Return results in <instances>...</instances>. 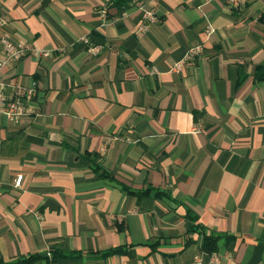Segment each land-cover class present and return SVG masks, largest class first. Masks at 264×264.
Here are the masks:
<instances>
[{
	"label": "crops",
	"instance_id": "obj_1",
	"mask_svg": "<svg viewBox=\"0 0 264 264\" xmlns=\"http://www.w3.org/2000/svg\"><path fill=\"white\" fill-rule=\"evenodd\" d=\"M0 17L34 49L0 72L34 89L19 121L0 113L1 264H264V0Z\"/></svg>",
	"mask_w": 264,
	"mask_h": 264
},
{
	"label": "built area",
	"instance_id": "obj_2",
	"mask_svg": "<svg viewBox=\"0 0 264 264\" xmlns=\"http://www.w3.org/2000/svg\"><path fill=\"white\" fill-rule=\"evenodd\" d=\"M231 5L237 6L241 3V0H230ZM144 17L149 22L158 20V16L154 11H146ZM6 21L0 17V47L2 53H0V72L11 62L17 61L24 57L28 52L34 49L23 41H18L10 37L8 32L5 30L4 25ZM147 25H144L146 27ZM94 53L97 48L93 49ZM202 51L201 45L193 46L186 59L188 60L193 55H197ZM42 54L48 55L49 53L43 52ZM183 62H179L176 66V70L182 69ZM33 88H25L17 85L12 91H8L7 85L4 80L0 79V113L8 115L13 121H19L20 117L25 114L27 109L21 101V97H30L33 95ZM22 181V175H18L16 178V185H20ZM212 260L218 262V257L212 255ZM196 264H201V260L198 259Z\"/></svg>",
	"mask_w": 264,
	"mask_h": 264
},
{
	"label": "trees",
	"instance_id": "obj_3",
	"mask_svg": "<svg viewBox=\"0 0 264 264\" xmlns=\"http://www.w3.org/2000/svg\"><path fill=\"white\" fill-rule=\"evenodd\" d=\"M118 2H127V1H129V0H117ZM261 69L262 70H264V68L263 67H261ZM258 76H259V74H258ZM259 77H261V78H264V74H262L261 76H259ZM193 218H194V216H192ZM216 239H218V237H213L212 238V242L210 241V242H208L207 243V248H208V250H210V251H213L214 249H215V241H216ZM57 253H58V251H56V254H55V256L57 255ZM29 263V261L28 262H22V264H28ZM1 264V263H0Z\"/></svg>",
	"mask_w": 264,
	"mask_h": 264
},
{
	"label": "water",
	"instance_id": "obj_4",
	"mask_svg": "<svg viewBox=\"0 0 264 264\" xmlns=\"http://www.w3.org/2000/svg\"><path fill=\"white\" fill-rule=\"evenodd\" d=\"M42 254H43V255H47L48 253L45 252V253H42Z\"/></svg>",
	"mask_w": 264,
	"mask_h": 264
}]
</instances>
